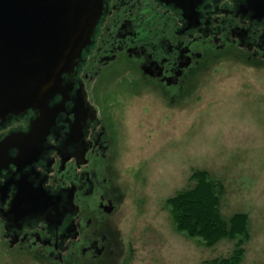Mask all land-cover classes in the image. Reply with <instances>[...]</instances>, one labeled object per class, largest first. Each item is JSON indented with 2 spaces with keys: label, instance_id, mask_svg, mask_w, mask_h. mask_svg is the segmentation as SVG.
<instances>
[{
  "label": "flooded vegetation",
  "instance_id": "af4514ba",
  "mask_svg": "<svg viewBox=\"0 0 264 264\" xmlns=\"http://www.w3.org/2000/svg\"><path fill=\"white\" fill-rule=\"evenodd\" d=\"M220 62L264 79V0H104L62 91L0 117V264L110 260L125 113L179 108ZM258 90L244 117L264 114Z\"/></svg>",
  "mask_w": 264,
  "mask_h": 264
},
{
  "label": "rangeland",
  "instance_id": "374dc122",
  "mask_svg": "<svg viewBox=\"0 0 264 264\" xmlns=\"http://www.w3.org/2000/svg\"><path fill=\"white\" fill-rule=\"evenodd\" d=\"M258 77L248 67L216 63L199 74L194 94L179 108L157 112L136 101L125 113L113 163L124 198L113 229L115 253L102 264H202L230 256L235 240L208 247L173 222L167 199L193 184L198 169L224 184L226 218L249 214L240 264H264V114L242 113V98L255 104L259 85L264 89Z\"/></svg>",
  "mask_w": 264,
  "mask_h": 264
},
{
  "label": "water",
  "instance_id": "95a60500",
  "mask_svg": "<svg viewBox=\"0 0 264 264\" xmlns=\"http://www.w3.org/2000/svg\"><path fill=\"white\" fill-rule=\"evenodd\" d=\"M103 8L104 0H0V117L62 91Z\"/></svg>",
  "mask_w": 264,
  "mask_h": 264
},
{
  "label": "trees",
  "instance_id": "16d2710c",
  "mask_svg": "<svg viewBox=\"0 0 264 264\" xmlns=\"http://www.w3.org/2000/svg\"><path fill=\"white\" fill-rule=\"evenodd\" d=\"M191 180L193 184L167 199L176 229L190 238H200L208 247L224 238L235 240L230 256L202 264H240L245 253L244 244L250 238L249 214L236 212L228 218L223 215L221 200L225 186L213 179L207 170L194 171Z\"/></svg>",
  "mask_w": 264,
  "mask_h": 264
}]
</instances>
